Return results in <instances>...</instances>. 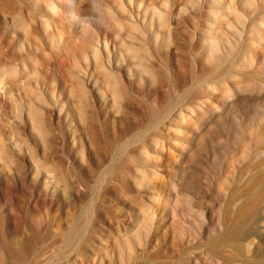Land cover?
Masks as SVG:
<instances>
[{"label": "rangeland", "instance_id": "1", "mask_svg": "<svg viewBox=\"0 0 264 264\" xmlns=\"http://www.w3.org/2000/svg\"><path fill=\"white\" fill-rule=\"evenodd\" d=\"M0 264H264V0H0Z\"/></svg>", "mask_w": 264, "mask_h": 264}, {"label": "bare ground", "instance_id": "2", "mask_svg": "<svg viewBox=\"0 0 264 264\" xmlns=\"http://www.w3.org/2000/svg\"><path fill=\"white\" fill-rule=\"evenodd\" d=\"M154 14L156 15V17H157L158 20L161 19V14H160L159 12H158V13L156 12V13H154Z\"/></svg>", "mask_w": 264, "mask_h": 264}]
</instances>
